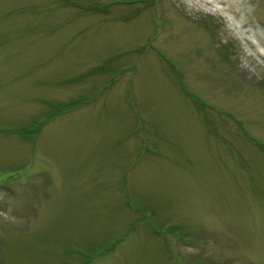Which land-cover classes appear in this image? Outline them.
Segmentation results:
<instances>
[{
  "label": "rangeland",
  "instance_id": "rangeland-1",
  "mask_svg": "<svg viewBox=\"0 0 264 264\" xmlns=\"http://www.w3.org/2000/svg\"><path fill=\"white\" fill-rule=\"evenodd\" d=\"M0 264H264V0H0Z\"/></svg>",
  "mask_w": 264,
  "mask_h": 264
},
{
  "label": "trees",
  "instance_id": "trees-1",
  "mask_svg": "<svg viewBox=\"0 0 264 264\" xmlns=\"http://www.w3.org/2000/svg\"><path fill=\"white\" fill-rule=\"evenodd\" d=\"M63 3H65V2H63ZM66 3H69L68 1H66ZM71 3V2H70ZM72 5H74V6H77L78 5V3H75V2H72L71 3ZM97 4V3H96ZM98 5V4H97ZM78 6H80V5H78ZM85 8H87V9H89L90 11H97L98 12V10H99V8L98 7H96V6H87V7H85ZM104 68V66H102V69ZM79 102H81V101H79V100H77V101H74V102H72L71 103V105L70 106H68V105H66V104H64L62 107H56V106H54L56 109H55V111L57 112V114L58 113H60V112H64V111H72V109L75 107V106H78L79 105ZM25 132H28V129H25ZM21 133H23L22 131H21Z\"/></svg>",
  "mask_w": 264,
  "mask_h": 264
}]
</instances>
